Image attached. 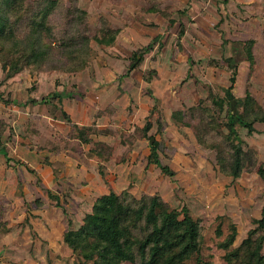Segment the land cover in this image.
<instances>
[{
    "label": "rangeland",
    "instance_id": "374dc122",
    "mask_svg": "<svg viewBox=\"0 0 264 264\" xmlns=\"http://www.w3.org/2000/svg\"><path fill=\"white\" fill-rule=\"evenodd\" d=\"M54 1L45 65L9 77L0 63V146L14 161L0 153V264H94L64 236L98 198L124 191L188 210L204 260L227 264L219 245L232 227L238 247L263 217L264 123L236 125L248 160L239 178L227 175L225 59L239 64L236 101L250 94V112L264 115V0ZM250 40L253 65L241 44ZM152 140L174 177L149 164Z\"/></svg>",
    "mask_w": 264,
    "mask_h": 264
},
{
    "label": "trees",
    "instance_id": "16d2710c",
    "mask_svg": "<svg viewBox=\"0 0 264 264\" xmlns=\"http://www.w3.org/2000/svg\"><path fill=\"white\" fill-rule=\"evenodd\" d=\"M28 2L29 0H0V63L8 71L9 77L28 66L42 67L48 61L52 42L49 24L58 4L54 0H39L27 5ZM69 14L72 18L80 15L76 7ZM115 37L116 35L107 40H96L101 44L111 45ZM77 42L76 38H72L64 41L60 47H66L69 43L75 45ZM227 43L224 40V50ZM241 44L246 51V59L253 65L255 42L250 40ZM225 60L231 73L230 86L225 91V101L230 107L226 123L230 129L227 140L232 148L228 170L223 152H220L219 159H224L222 164L227 175L239 178L245 169L248 154L243 151V142L237 136L235 127L240 124L252 133L255 123H264V115L250 112L253 110L248 106L255 102L250 94L246 100L236 101L232 89L238 77L239 64L233 56ZM51 97L62 99L63 94L55 93ZM233 101L237 102V107L244 106L242 113H238L237 109L234 113ZM47 102L46 99L42 101ZM66 118L71 122L69 117ZM149 128L147 125L144 131L148 132ZM80 132L83 135V131ZM0 153L4 154L8 165L14 162L5 147L0 146ZM15 164L22 165L20 161ZM149 164L160 169L164 175H175L170 167L161 162L158 142H151ZM257 173L264 181V167L258 168ZM48 194L50 198H56L52 193ZM57 206L60 204L57 203ZM181 215L183 219H180ZM254 222L256 228L248 233L238 247L234 246L237 237L234 226L220 243L219 247L225 252L224 260L227 264H264V212L262 219ZM0 227L4 226L0 224ZM64 241L74 252L81 254L86 262L94 264H188L193 259L195 264H211L202 256L200 222L186 209L183 213L172 210L158 195L136 198L129 191L120 195H104L95 201L92 213L85 217L82 228L79 231L69 230Z\"/></svg>",
    "mask_w": 264,
    "mask_h": 264
},
{
    "label": "water",
    "instance_id": "95a60500",
    "mask_svg": "<svg viewBox=\"0 0 264 264\" xmlns=\"http://www.w3.org/2000/svg\"><path fill=\"white\" fill-rule=\"evenodd\" d=\"M232 109L234 110V113H236V101L232 102ZM154 140H152L153 142Z\"/></svg>",
    "mask_w": 264,
    "mask_h": 264
},
{
    "label": "crops",
    "instance_id": "0c3cea01",
    "mask_svg": "<svg viewBox=\"0 0 264 264\" xmlns=\"http://www.w3.org/2000/svg\"><path fill=\"white\" fill-rule=\"evenodd\" d=\"M245 2H247V0H245ZM249 2H252L251 0H249ZM3 156H4V154H2ZM5 157V156H4ZM5 160H6V158H5ZM6 162H7V160H6ZM13 163V162H12Z\"/></svg>",
    "mask_w": 264,
    "mask_h": 264
}]
</instances>
